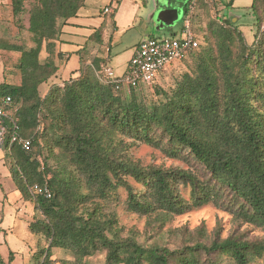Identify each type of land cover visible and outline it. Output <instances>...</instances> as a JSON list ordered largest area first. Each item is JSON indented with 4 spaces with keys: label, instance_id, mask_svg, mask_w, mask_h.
I'll list each match as a JSON object with an SVG mask.
<instances>
[{
    "label": "trees",
    "instance_id": "trees-1",
    "mask_svg": "<svg viewBox=\"0 0 264 264\" xmlns=\"http://www.w3.org/2000/svg\"><path fill=\"white\" fill-rule=\"evenodd\" d=\"M23 4L11 0L10 5L19 30ZM84 5L85 0H37L25 29L31 46L0 40V51L19 54L20 74L15 83L0 82V97L11 100L0 122V165L38 212L28 224L35 247L45 244L33 254L35 263L56 262L52 250H64L72 260L61 264H87L85 259L100 251L104 264H264V243L236 237L205 243L188 235L175 250L145 247L133 235L121 236L115 210L121 187L126 213L160 223L214 203L236 219L264 227V0H251L258 27L251 45L230 18L209 21L198 49L180 61L193 63V72L183 74L169 93L161 91L162 100L150 106L136 92L157 79L149 87L116 89L115 81L100 79L106 65L101 58L82 64L61 85L51 81L60 66L55 41L61 26ZM14 134L30 140L31 150L10 143ZM117 136L160 149L170 159L186 154L208 179L200 180L193 170L143 168L121 158ZM44 183L52 197H33L30 188ZM181 186L190 187L189 201ZM198 233L204 236L202 228ZM13 260L12 251L6 260L0 253V264Z\"/></svg>",
    "mask_w": 264,
    "mask_h": 264
},
{
    "label": "rangeland",
    "instance_id": "rangeland-1",
    "mask_svg": "<svg viewBox=\"0 0 264 264\" xmlns=\"http://www.w3.org/2000/svg\"><path fill=\"white\" fill-rule=\"evenodd\" d=\"M23 1L25 11L22 15V26L24 29L19 30L14 25L11 14L8 22L2 21V23H0V40L12 44H24L31 46L29 35L25 32V29L29 18L28 12L34 7L37 0ZM220 2L223 4H220L219 0H208L207 3H201V12L197 15L196 26L198 27V32H195L196 36L198 37L201 35L200 32L203 31V28L206 27L209 21H219L223 17H226L230 18L232 22L236 24L238 30L244 34L246 44L251 45L257 34L258 27L257 20L254 18L250 9H227L226 4L229 0H220ZM242 4L240 3L238 6H241ZM258 14L260 17L261 11H259ZM261 17L263 18V15H261ZM178 26L179 24L175 26L174 31L178 29ZM260 30L264 31V21L261 23ZM168 36L169 34L165 32L162 35H156L155 38ZM127 54L128 56H123L122 59H119L123 61V58L126 60L132 58L133 54L130 50ZM18 57L19 54L0 51V82L4 80L10 83H15L19 80L20 74L15 68ZM44 57L45 54H41V59ZM113 59L114 58H112V60ZM72 67H77V64L74 63L73 60H71L68 65L64 67L65 73H70ZM194 67L195 65L193 63L190 65L183 62L176 63L158 75L153 87L137 91L136 97L148 106L160 102L162 97L159 93L161 91L169 93L174 88L176 82L181 79L182 75L189 72L192 73ZM114 69L115 70L113 72L115 76L122 75V70H117L116 68ZM262 75L264 77V72ZM65 80H67L66 76L57 75L51 81L61 85ZM50 82L40 88L41 95H44ZM118 140H121L123 145L121 150L118 152L119 157L128 159L143 168H147L148 166H161L164 168H179L189 171L193 170L200 180L208 179V175L204 172V170L196 165V163L193 162L190 157L186 156V154H182L184 157L181 159H170L162 152V150L156 149L142 142H132L117 136L116 141ZM50 165L55 166L53 162H50ZM128 182L133 187L139 188V186L135 184L132 179H128ZM12 186L15 188L7 169L4 168L3 165H0V202L3 200L4 193L10 188L12 189ZM180 192L182 197L189 201L191 198L190 187L181 186ZM16 193L18 196L21 195L18 190H16ZM116 196L120 202V204L116 206L115 210L118 216V227L121 230V236L125 238L133 235L137 242L143 244L145 247L158 244L165 246L170 250H175L188 241V235L191 236L192 240L202 238L205 243H208L210 240H223L229 237L241 238L242 240L248 242L264 243V227L255 226L236 219L229 211L223 209L224 207L218 208L214 203H208L199 208L191 209L183 215L174 216L171 220L160 223L155 221L156 218L153 216L140 217L135 214L126 213L123 207V200L125 199L126 192L121 187L117 189ZM229 201V198H225L224 204ZM32 207V202L22 199L18 206V209H20L17 210L18 213H24V209H26L24 214L25 216H23L24 219H18L15 226H11L10 230H8L9 240L7 241L11 247H13V243L16 247L20 245L19 243H24L26 245L23 251L24 254H17L18 257L16 258L14 264H37L35 263L33 254L39 249V247L42 248L45 246L43 243L42 245H36L35 247V240L31 237L28 230V224L32 220L31 214L35 212L34 215L38 216L37 211L32 212ZM22 213L21 217L23 215ZM199 228H202L204 231V236L198 235ZM0 253L3 256V259L6 260L7 246L1 244ZM51 254L52 257H56L55 264H61L63 261L72 260L70 252L64 250H52ZM21 255H23V260L21 259ZM104 258L105 253L100 251L85 260L87 264H104Z\"/></svg>",
    "mask_w": 264,
    "mask_h": 264
},
{
    "label": "crops",
    "instance_id": "crops-1",
    "mask_svg": "<svg viewBox=\"0 0 264 264\" xmlns=\"http://www.w3.org/2000/svg\"><path fill=\"white\" fill-rule=\"evenodd\" d=\"M207 1L195 0L194 9L191 11L188 6L193 0H85L84 7L77 15L61 26L60 34L55 41L56 53H61L57 75L66 76L68 79L82 64L90 63L95 57L101 58L113 70L116 68L124 73L131 58L129 57V60L123 58L122 61V57L128 56L129 50L133 54L141 41L155 38L156 35L165 32L169 34L168 37H182L187 19L194 32H198L197 15L201 12V3ZM219 3L223 4L220 0ZM240 3L242 5L238 6ZM10 5L11 0H0V23L8 22L11 17ZM250 5L251 0H234L231 9H249ZM105 8L109 9L108 13L104 12ZM177 24L178 29L174 31ZM95 32H98V35L90 39ZM71 60L77 67H72L70 73L66 74L64 67ZM21 200V195L18 196L12 186V189L4 193L0 202V246L4 244L7 246V252L10 250L14 253L12 264L18 257L17 254H24L26 246L19 243L20 245L16 247L13 243L11 247L7 241L11 226L14 227L18 219H24L26 209L24 213L21 212L22 217L21 213H18ZM31 210L35 211L34 206ZM34 214L35 212L31 214V218ZM21 259L23 260V255ZM51 259L55 260L56 257L53 256Z\"/></svg>",
    "mask_w": 264,
    "mask_h": 264
},
{
    "label": "built area",
    "instance_id": "built-area-1",
    "mask_svg": "<svg viewBox=\"0 0 264 264\" xmlns=\"http://www.w3.org/2000/svg\"><path fill=\"white\" fill-rule=\"evenodd\" d=\"M190 2L188 8L193 10L195 3ZM105 13L109 12L105 8ZM199 36L197 37L191 27L189 19L184 23L182 37L149 38L141 41L134 49L130 63L121 76H115L114 70L108 65H102L100 79L102 81L112 80L116 83V89L149 87L158 78V75L183 60L189 51L197 50L199 47ZM11 103L9 97H0V122L6 115L5 108ZM4 130L0 127V144L3 139ZM17 142L25 151L31 150V142L27 139L18 138L15 134L10 143ZM33 197L50 199L51 190L47 183L42 186L34 185L30 188ZM50 264H55L51 262Z\"/></svg>",
    "mask_w": 264,
    "mask_h": 264
}]
</instances>
